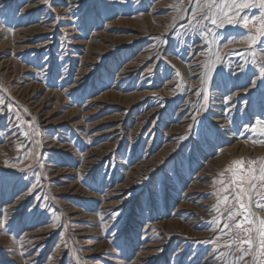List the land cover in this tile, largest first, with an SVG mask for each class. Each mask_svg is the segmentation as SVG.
Returning a JSON list of instances; mask_svg holds the SVG:
<instances>
[{
	"label": "rangeland",
	"instance_id": "1",
	"mask_svg": "<svg viewBox=\"0 0 264 264\" xmlns=\"http://www.w3.org/2000/svg\"><path fill=\"white\" fill-rule=\"evenodd\" d=\"M210 2L0 0V264H264L223 228L264 167V8Z\"/></svg>",
	"mask_w": 264,
	"mask_h": 264
},
{
	"label": "snow or ice",
	"instance_id": "2",
	"mask_svg": "<svg viewBox=\"0 0 264 264\" xmlns=\"http://www.w3.org/2000/svg\"><path fill=\"white\" fill-rule=\"evenodd\" d=\"M191 2L196 3V0H191ZM216 3L217 0H211V2L204 5V7L212 8ZM253 6L254 4L252 3V0H239V2L238 0H230V3L228 4L229 9H248ZM255 6L264 8V0H259L258 4ZM218 12L221 17V22L217 23L216 19H210V22L216 24L217 27H221L225 18L228 16V12L223 10V8H218ZM233 18H235V16H233ZM240 19L244 20V24L241 26L247 27L248 20L244 17H240ZM227 23L231 24L232 20L228 19ZM256 23H259L261 27L255 28L256 34L248 37V40L250 41L248 47L250 49L253 48L260 39H264V13L261 14L258 21L253 22L254 27ZM216 59H220L219 54H217ZM248 131L255 130L248 129ZM259 135L264 136V128L261 129ZM234 163L243 164L244 162L237 161ZM247 163L250 169L251 165L256 163L264 165V161H249ZM241 172L243 173V169H241ZM231 183L233 185L239 184V187L236 189V204L232 205L229 203L225 208V211L228 214L225 218L226 222L223 224V228L226 230L225 234L230 235V239L233 241L232 244L226 246L232 251L240 252V259L245 258L246 254H251L253 248H255L256 254L264 255V220L254 217L250 211L253 206L260 211H264V195H261V192L264 191V167L259 169L258 175L249 170L246 175H242L237 180L231 181ZM245 186H247V190ZM225 191H227V189H225ZM228 199V196L224 197V201L227 202ZM230 209L234 210L230 211ZM0 219H2V213H0ZM254 221H258L259 229L256 231L255 235H252L253 230L256 229V223H254ZM237 239L241 240L242 243L236 244L235 241Z\"/></svg>",
	"mask_w": 264,
	"mask_h": 264
},
{
	"label": "bare ground",
	"instance_id": "3",
	"mask_svg": "<svg viewBox=\"0 0 264 264\" xmlns=\"http://www.w3.org/2000/svg\"><path fill=\"white\" fill-rule=\"evenodd\" d=\"M60 5V4H59ZM78 6V5H77ZM71 7H73V6H71ZM76 7V6H75ZM198 46H201V45H198ZM201 58V56L200 55H198L197 57H195V59L193 60V62H191L192 63V65H197V64H199L201 61H198L199 59ZM198 61V62H197ZM243 66V65H242ZM203 68V67H202ZM191 72V74H193L194 72L193 71H195V69H193V70H190ZM201 72V71H200ZM196 74H198V73H196ZM261 78H262V75H260L259 77H255L254 78V81H253V83H252V85L250 86V87H248V88H246V89H243V90H238L237 92H235L234 94H232L231 95V97L233 98L234 97V99H236L237 100V98L238 97H240V96H244V95H247V99H245L244 101H243V107H244V109H243V111L244 110H247V108H248V103H250V101H249V96H251L252 94H254V92L256 91V89H258V87H259V82H260V80H261ZM241 85V84H240ZM219 95V94H218ZM222 96V95H221ZM224 98V97H223ZM231 98V99H232ZM253 98V97H252ZM261 97H260V95L259 94H256V97H255V99L258 101L259 99H260ZM233 99V100H234ZM218 100H220V99H218ZM233 100H232V102H233ZM226 102H227V99H222L220 102L218 101V102H216L214 105L216 106L215 108H213V112L215 113V115H213L212 116V118H213V120H212V122H214L215 124H217V126H219L220 128H223V129H225V130H228L229 129V127H233V124H232V119L231 118H229L228 117V111H229V109H228V105L226 104ZM230 103V102H229ZM258 103H260V102H258ZM236 105V104H235ZM234 105V106H235ZM261 105L259 104V106H258V108L256 109V115L259 113V110L261 109V107H260ZM224 108L226 109V110H224ZM234 108V107H233ZM232 108V109H233ZM235 109V108H234ZM233 111V110H232ZM236 111V110H235ZM230 114V113H229ZM249 115H250V113L249 112H245V113H243L242 114V116H243V120H245L246 119V121H247V119H249ZM232 116V115H231ZM233 117V116H232ZM256 119H258V116L257 117H255ZM234 121V120H233ZM256 122H257V120H256ZM255 122V123H256ZM234 123V122H233ZM244 124H246L245 122H243V125ZM242 125V126H243ZM234 128V127H233ZM244 128V130L243 131H245V128H247V125H246V127H243ZM249 128V127H248ZM247 128V129H248ZM238 133V132H237ZM247 133V132H246ZM232 135V134H231ZM241 135V134H240ZM230 138H235V135H233V136H230ZM238 138V137H237ZM256 227H257V230L259 229V223H258V221H257V225H256Z\"/></svg>",
	"mask_w": 264,
	"mask_h": 264
}]
</instances>
